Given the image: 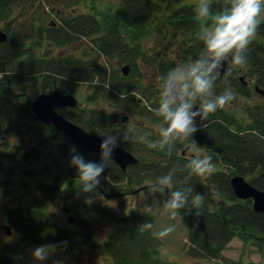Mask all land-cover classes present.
Returning a JSON list of instances; mask_svg holds the SVG:
<instances>
[{
	"label": "trees",
	"instance_id": "obj_1",
	"mask_svg": "<svg viewBox=\"0 0 264 264\" xmlns=\"http://www.w3.org/2000/svg\"><path fill=\"white\" fill-rule=\"evenodd\" d=\"M79 1L81 0L66 2L68 6ZM89 1L95 3L102 0ZM104 1L107 3L105 11H97L93 7L91 13L76 16L66 15L61 7L52 8L51 11L60 17L61 22L53 26L49 24L45 37L38 34L32 25L30 34L22 36L11 31L6 24L2 31L6 33L7 41L0 44V129L14 136L30 135L42 149H49L51 144L56 143L67 157L71 156V150L75 148L86 160L98 161L99 155L79 151L67 135L55 130L51 125L40 123L28 106L31 100L27 99L22 105L15 103L13 88L25 81H33L40 83L43 93H48L55 90L53 85L59 81L62 87L59 92L72 95V85L90 82L96 76L105 81L107 74L103 63H98L95 59H86L91 45L95 48L96 56L103 58L105 62L118 59L119 64L123 63L130 67L132 75L129 78L120 76L118 72L119 75L115 76L111 72L115 82L109 83L110 88L102 89L104 98L108 100L116 98L112 96V91L123 95L135 88L132 78L133 74L137 73V60L142 51L134 42L135 36H139L138 33L141 32L153 34L157 31L156 33L163 35V40H169L170 44L179 41V48L185 57L188 55L195 59L200 55L202 42L197 38V33L201 24L196 19L194 5H171L173 1L181 0ZM34 3L35 0H0V20H7L15 4L24 7L33 6ZM229 3L230 0H211L214 12L222 10ZM124 32L131 43L124 40ZM85 40L89 45L84 43ZM46 44L67 47L70 50V47L75 45L78 46L75 50H79L80 53L69 52L70 54L55 58L34 54L35 50L45 47ZM30 49V57L25 58ZM146 63L156 67L160 75L176 66L175 63L164 59L155 60L156 64L151 61ZM16 66L18 72L14 69ZM244 67L246 69L242 67L239 69L248 71L255 79L256 86L264 89V20L261 21L256 36L247 49V63ZM230 80L219 77L215 83L216 94L231 89L234 95L249 97L250 93L239 81ZM232 82L234 84L230 85ZM259 97L262 102L248 109L251 125L245 135L242 134L244 128L234 123L235 117L226 109H218L215 113L208 114L206 128L195 134L197 144L213 156L212 162L222 161L230 166L231 173L215 171L204 178L193 176L188 181L197 192L205 195L204 205L198 210V216L195 214L197 210L191 209L190 206L178 213L187 232L184 252L192 258L220 261V264H239L222 256V252L233 238L239 239L242 243L254 241L264 244V214L252 210L251 200L236 199L230 186V179L233 176L239 175L243 178L248 176L250 177L248 183L264 192V172L257 174V170L254 171V167L264 169V98L260 95ZM57 112L95 136L102 137L114 133L111 120L104 125L106 130H97L93 125L94 120L80 113L78 109L72 111L74 117L70 115L72 113L70 109L62 108ZM234 127H237L235 131ZM119 147L130 154L133 153L123 140ZM174 151L176 152L175 148L152 149L148 153H154L156 157L148 161L140 158L137 164L128 167L125 172L111 161L102 175L112 179L114 183H124L130 190L133 187L140 190L147 187L143 185L146 181H150L151 185L158 176L174 168L176 170L174 188H182L185 186L184 180L188 174L186 164L189 160L182 158L178 153L175 154ZM12 173L13 170L4 164L3 156L0 155V175L3 184L8 182ZM43 188L41 191L46 192L51 198L59 184L54 183ZM98 188L104 191L101 186ZM131 194L132 192L129 193ZM101 209L93 207L95 212ZM3 216L4 224L0 232L4 234L2 228L6 226L10 228L12 236L16 234L18 239L15 241L16 247L11 251L13 255H9V248L0 252V264H24L25 261L21 257L25 256V251H32L40 245H54V252L69 253L78 238V233L60 228L47 215L44 202H38L33 208L18 206L6 209ZM114 220L117 229L108 236L103 245L112 264H171L161 258L159 248L162 243L154 235L155 223L151 215L134 213L115 217ZM145 222L153 224L151 231H141L140 225Z\"/></svg>",
	"mask_w": 264,
	"mask_h": 264
},
{
	"label": "rangeland",
	"instance_id": "obj_2",
	"mask_svg": "<svg viewBox=\"0 0 264 264\" xmlns=\"http://www.w3.org/2000/svg\"><path fill=\"white\" fill-rule=\"evenodd\" d=\"M66 1L35 0L33 6H13L7 20H0V28L3 30L8 24L11 31L22 36H28L32 25L36 28L38 34L40 33L45 37L49 23L56 25L61 22L60 17H57L51 11L52 8L61 7L66 15L72 16L91 13V8L93 7L97 11H105L107 9V3L104 0L95 3L89 0H81L68 6ZM197 3L198 0H181L180 2L173 1L171 5H194L195 7ZM156 32H153L154 35L148 32H141L138 33L140 34L139 36H135L134 45L138 44L142 53L137 60V73L133 74L132 78V82L134 81L135 83L133 90L123 95L111 90L112 96H116V98L112 97L110 100L104 98L102 89L110 88L109 83L115 82L112 79L111 72L115 76L119 74L122 76L120 69L125 64H119L118 59H111L105 62L103 58L96 56L95 48L91 45L90 53L86 59H95L98 63H103L102 65L106 68V79L101 81L96 76L90 82L86 81L72 85L73 94L78 104V108L75 109L80 110V113L87 115L88 118H92L94 120V128H97V130H106L104 125H107L106 123H109L110 120L112 121L115 114L132 116L133 126L119 123L118 126L114 127V133L127 134L130 138L127 141L123 140V142H126L133 150L132 154L137 159L145 158L147 161L152 160L156 156L154 153L149 154L148 151L152 149H148L146 144L139 142L138 138L144 136L146 139H156L154 129L160 123V120L155 116L154 109L158 107L159 101L158 77L160 76V71L146 62L155 63V60L164 59L177 65L193 60L188 55L185 57L184 52L179 48V41H174L173 44H170L169 40H163V35L161 36ZM127 37L128 35L124 32V40L126 43H131ZM31 43L32 41L30 40ZM84 43L89 45L87 41ZM75 47L78 46L70 47L71 51L67 47L46 44L45 47L35 50L34 54L55 58L59 55H66L69 52L79 51L75 50ZM30 52L31 49L30 51L28 50V55L25 58L30 57ZM229 65L233 67L231 64ZM242 68L246 69L244 66ZM14 69H16V72L19 71L17 66ZM131 75V70H129L127 77L129 78ZM115 80L118 81L117 78ZM61 88V83L56 81L53 89L61 91ZM13 93V101L22 105L27 99L34 100L38 94L43 93V90L40 83L25 81L14 87ZM260 102H262V99L253 93H250L248 98L234 95L231 104L224 108L227 112L233 114L235 117L234 123L240 124L244 128L242 134L245 135L251 125L248 109ZM75 109H72L71 112ZM72 114L73 112L70 115L74 117V114ZM148 117H152L154 120L152 118L147 119ZM85 122L88 124L87 120ZM135 122L141 125L136 127L134 125ZM207 122V117H198V127L201 130L206 128ZM236 128L234 127V131ZM189 142H177L174 147L176 152L174 151V153L180 154L183 149L188 147ZM174 148L171 149L173 150ZM0 155L3 156L4 164L13 170L11 178L6 184L2 183V175H0V228L4 224L3 213L6 209L18 206L33 208L38 202H44L47 215L60 228L74 233H78L77 231L81 233H78V240L76 239L74 242L71 252L63 254L52 251L46 264H112L104 250V242L117 229V225L114 223L115 217L134 213L151 215L155 223L154 233L167 226H174L175 230L171 234L162 239L158 238L162 243L159 253L164 261L171 264H220V261L192 258L184 252L187 232L181 223L179 215L172 217L163 207L164 195L153 193L151 188L135 193L138 187H133L130 190L124 183H114L112 179L102 175L99 186L105 192L99 193L96 189L94 193H81L79 180L71 179L68 175L70 157L65 156L56 143L51 144L49 149H42L36 145L30 135L14 136L2 129H0ZM192 155L188 151L187 159L189 160ZM213 164V172L225 171L228 174L231 173L230 166L225 165L222 161ZM255 170H257V174L264 172L261 167H254ZM72 173L77 175L74 169ZM249 178L244 176L247 182ZM54 183L59 184V188L54 196L50 198L46 192L41 190L44 189L43 187L54 185ZM143 185H150V181H146ZM39 186L42 188H38ZM130 192H132L131 195H129ZM115 194L118 196H115ZM89 199H91V203L86 202ZM93 207L102 209L99 212H95ZM64 209H68L70 215L64 212ZM148 209H151V211H147ZM68 216L76 219L74 225L67 222ZM17 239L18 236L16 234L12 237H7L0 232V245L2 247L0 252H4L9 248V250L7 249L10 252L9 255H13L11 251L16 247L15 241ZM31 252L27 250L25 251V256L21 257L25 261L24 264H36ZM222 256L226 260L239 264H264V244L254 241L242 243L239 239L233 238L222 252Z\"/></svg>",
	"mask_w": 264,
	"mask_h": 264
},
{
	"label": "clouds",
	"instance_id": "obj_3",
	"mask_svg": "<svg viewBox=\"0 0 264 264\" xmlns=\"http://www.w3.org/2000/svg\"><path fill=\"white\" fill-rule=\"evenodd\" d=\"M194 11L201 24L197 33L202 42L201 53L191 62L177 64L158 77L159 101L154 113L160 123L154 129L156 139L138 138L148 149L158 150H169L177 142L190 141L188 149L193 155L186 164L185 186L174 188V168L151 183L153 193L165 196L163 207L172 217L189 206L197 210L195 214L198 216V210L204 205L205 195L188 183L193 176L206 177L214 171L213 156L206 153L195 139L200 130L198 117H207L233 101V91L225 89L216 94L215 83L221 75L224 61L227 60L234 68L246 65L247 49L264 18V0H230L227 6L215 12L211 0H198ZM129 138L127 134L103 135L98 146V161L86 160L75 148L71 150L68 163L76 170L81 193L95 192L121 141ZM86 202L91 203V199ZM153 227L151 222L140 225L142 232L151 231ZM174 230L170 225L154 235L162 239ZM54 247L36 246L31 252L36 264H46Z\"/></svg>",
	"mask_w": 264,
	"mask_h": 264
},
{
	"label": "water",
	"instance_id": "obj_4",
	"mask_svg": "<svg viewBox=\"0 0 264 264\" xmlns=\"http://www.w3.org/2000/svg\"><path fill=\"white\" fill-rule=\"evenodd\" d=\"M7 41V35L0 29V44ZM225 61L221 71L224 73ZM129 66L125 65L121 68V73L127 77L129 73ZM256 92L264 97V90L256 89ZM28 106L35 116V118L44 125H51L55 130L64 133L70 139L72 144L81 152L98 154V146L101 137L94 136L82 128L69 122L64 117L60 116L56 109L58 108H75L77 106L76 100L72 95H62L59 91L53 90L48 93L39 94ZM125 119L123 118L122 121ZM112 162L122 171L125 172L127 167L137 164V159L121 147L114 153ZM230 186L236 199L251 200L252 210L255 213L264 214V192L256 189L247 183L242 176L235 175L230 179ZM144 187L140 190H144ZM139 191V190H138ZM136 191V192H138ZM72 218H68L69 223H73ZM3 233L12 237L10 228L4 226Z\"/></svg>",
	"mask_w": 264,
	"mask_h": 264
},
{
	"label": "flooded vegetation",
	"instance_id": "obj_5",
	"mask_svg": "<svg viewBox=\"0 0 264 264\" xmlns=\"http://www.w3.org/2000/svg\"><path fill=\"white\" fill-rule=\"evenodd\" d=\"M15 7L17 6V4H15L14 5ZM50 24V23H49ZM51 26H53L54 24L53 23H51L50 24ZM226 64H225V68H224V73H223V75L221 76V78H224V80L226 79H232V80H234L233 82H237V81H239L240 83H241V85L243 86V88L245 89V90H247L248 91V93H253V94H255V95H260L259 93H257L256 92V89L258 88L259 90H264V89H260L258 86H256V81H255V79L253 78V76L252 75H250L249 74V72L248 71H243L242 69H239V68H234V67H231L229 64V62L226 60V62H225ZM220 77V76H219ZM248 77H249V79H248ZM231 81V80H230ZM231 83L230 85H232V84H234V83ZM240 96H242V95H240ZM261 96V95H260ZM242 97H244V96H242ZM262 98H264L263 96H261ZM244 98H246V97H244ZM197 107H198V105H197ZM59 109H62V108H59ZM64 109H70V108H64ZM125 119L124 121H122V119ZM147 119H150V117L149 118H147ZM132 116H130V115H124V116H119L118 114H115L114 116H113V120H112V122H113V130H114V127L115 126H118V124L119 123H122V124H129V125H131V126H133V124H132ZM134 125L136 126V127H138V126H140L141 124L140 123H137V122H135L134 123ZM200 128V127H199ZM200 130H201V128H200ZM188 151H189V149H188V147H186L185 148V150H182L181 152H180V155H181V157L182 158H185V159H187V153H188ZM70 168V167H69ZM68 168V175H69V178H71V179H78V177H77V175H74L73 173H72V170L74 169V168H72V169H69ZM75 170V169H74ZM97 190L100 192V189L99 188H97ZM65 210H67V214L68 215H70V211L68 210V209H65ZM68 217H71L74 221H73V223H71L72 225H74L75 223H76V219L75 218H73L72 216H68ZM67 217V218H68ZM78 233H80L79 231H77ZM81 234V233H80ZM77 240H78V238H77Z\"/></svg>",
	"mask_w": 264,
	"mask_h": 264
}]
</instances>
